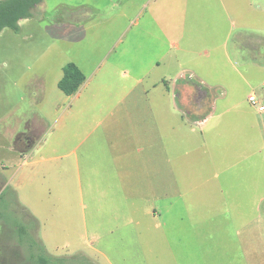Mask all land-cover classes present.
<instances>
[{
    "label": "rangeland",
    "instance_id": "374dc122",
    "mask_svg": "<svg viewBox=\"0 0 264 264\" xmlns=\"http://www.w3.org/2000/svg\"><path fill=\"white\" fill-rule=\"evenodd\" d=\"M252 1L46 0L50 14L62 3L66 7L60 9V17L71 20L73 16L77 24L71 27L72 45L66 47V44L57 42L50 48L46 86L49 102L40 106L47 117L37 132L40 138H36L32 149L42 148L41 155L48 159L47 165H42V173L44 169L47 173L45 178L42 176L40 190L19 185L22 174L36 166L33 164L38 154L29 155L30 164L27 165L25 156L10 152L12 139L0 137V180L7 184L0 193V264H38L31 257L33 253L37 257H50L54 264H136L124 258V241L116 238L110 241L111 236L105 233L101 236L105 237L106 244L95 240L92 230L96 225H123L125 219L118 218L110 197L105 198L103 215L96 213L100 208L94 196L88 193L85 179L95 162L88 163L82 159L86 143L76 145L75 152L71 153L74 148L69 146L73 143L66 137L72 136V131H79L81 136L88 126L96 125L99 120H87L86 114L105 115L116 107L120 99H126L127 103L130 99H137L136 105L129 107H144L150 114L153 99L157 97L153 88L155 81L163 78L170 84H176L178 76L190 81L193 89L185 96L186 99L176 98L175 116L171 113V105H164L165 113L170 114V118L165 120L174 124L169 147L176 179L175 192L169 199V209L156 218L146 216L139 206L141 201L135 200L139 207L136 217H133L135 223L141 222L149 228L148 231L153 230L157 234V241L153 244L157 246L154 248L157 255L152 260L150 258L153 257L148 255L142 263L264 264V199L249 202L248 216H236L232 210L239 208L240 202L208 200L200 195V188L195 184L201 177H210L217 170L225 176L229 160L217 161L214 149L212 153H203L201 130L204 126L198 121L205 114L192 116L187 111L200 107L199 91L194 90V86L205 88V82L202 83L199 76L205 70H213L211 73L208 71L207 77L214 81L216 67H241L238 61L223 56L222 44L227 41L230 49L233 36L241 29H264V14L260 10H252ZM82 5L86 8L75 16L68 13L70 8ZM49 21H46L48 42L68 31L53 29ZM12 30L7 28L5 35L0 37V50L8 48V35L13 34ZM16 44L15 47L24 48L18 39ZM163 53L166 55L163 63L157 65L156 59ZM70 61L80 63L86 78L92 80L81 94L82 99H93L88 105H83L82 100L74 103L68 100L71 97L57 85L58 77H62L61 64ZM129 69L131 74L125 89L122 86L123 72ZM91 73L95 74L90 76ZM137 75H145L144 81L130 89ZM226 79L231 80L229 76ZM210 85V99L214 101L217 90L213 82ZM70 105L75 107V116H70L68 121L73 129L61 128L59 131L65 140L61 146H56V117L63 107ZM156 105L161 110L158 102ZM8 107L1 103L0 115L6 113ZM5 124L8 122L0 121V126ZM102 132L99 127L94 136L98 138ZM107 152V155L112 153L109 147ZM78 158L81 159L80 168L76 165ZM255 159L252 157L243 163L255 164ZM202 164L206 169L203 170ZM98 172L94 170L93 177L105 173ZM79 176L82 183H79ZM14 189L19 191V194L15 193L18 203L12 200ZM23 207L38 222L28 216ZM21 228H24L23 234Z\"/></svg>",
    "mask_w": 264,
    "mask_h": 264
},
{
    "label": "crops",
    "instance_id": "0c3cea01",
    "mask_svg": "<svg viewBox=\"0 0 264 264\" xmlns=\"http://www.w3.org/2000/svg\"><path fill=\"white\" fill-rule=\"evenodd\" d=\"M85 6L70 8L68 13L75 16L79 10L86 8ZM250 6L252 10H260L264 14V0H253ZM65 7L62 3L58 4L50 14L46 0H43L34 9L33 17L21 20L19 29L12 30L13 34L8 35V48L0 50V104L9 106L7 112L0 115V121L8 122L0 126V137L12 139L9 145L10 152L17 156H25L24 163L27 165L30 164L27 159L29 155L38 154L33 164L36 166L32 171L22 174L19 181L20 187L29 185L34 191L41 189L42 176L45 178L47 173L45 169L42 173L44 167L42 165H47L48 160L41 155L42 148L37 151L32 149L36 138H40L37 132L47 117L40 106L47 105L49 102L46 86L50 48L57 42L66 44V47L72 45L74 39L71 35V27L77 24L73 16L71 20L60 17L59 11ZM47 19L50 20L49 23L53 29L68 31L55 37L58 39L48 42ZM5 31L6 29L0 33V37L5 35ZM17 39L23 43L24 48L15 47ZM222 45L223 56L230 58L229 60L238 61L241 67L236 65L226 69L216 67L214 81L207 77L208 71L211 73L213 70H205V73L199 75L202 83L205 82V88L194 86V90L196 88L199 91L200 107L192 112L187 111L192 116L205 114L203 119L198 121L204 126L201 130L203 153L206 154L208 151L212 153L214 149L217 152V161L229 160V163L225 168V176L217 170L210 177H201L200 182H197L195 186H199L200 195L205 199H231L240 202V207L233 209L232 214L248 216L249 202L264 199V110H259L249 100L250 94L256 93L261 104H264V29H241L233 36L230 49L227 47V41ZM165 56L163 53L156 59L157 65L163 63ZM72 62L82 69L80 63ZM65 64H61L60 67L62 76ZM130 71L131 69L123 72L122 86L125 89L128 88L127 80L131 74ZM94 74L91 73L90 76ZM228 76L231 78L229 81L226 79ZM58 78L57 85L62 77ZM144 78L145 75H137L130 89L142 83ZM91 82V78H86L76 93L68 95L71 97L68 100L73 103L82 100L83 105L90 104L93 99L90 97L82 99L81 94ZM212 82L217 90L214 101L210 99ZM175 83L170 84L163 78L155 81L153 88L156 90L157 97L153 99L150 114L144 107H137V109L129 107V105H136L137 99H130L128 103L126 99H120L116 107L105 115L86 114L87 120H99L96 125L88 126L81 136L79 131H72V136L66 137L70 143H73L69 146L74 148L71 153L75 152L76 145L86 143L87 147L84 148L82 159L87 160L88 163L95 162L94 165L92 164V174L89 173L85 179L88 193L94 196L100 208L96 213L103 215L105 211L103 208L106 207L105 198L110 197L112 198L111 206L117 209L118 218L125 219L123 225H96V228L92 230L95 240L105 243V237L101 236V233H105L111 236L110 241L115 238L124 241V258L136 264H143L142 260L148 255L153 257L150 258L151 260L154 259L158 252L154 250L157 246H153L157 241V234L153 230L148 231L149 228L140 224L141 222L135 223L133 219L139 208L135 200L141 201L139 206L144 209L146 216L156 218L169 209V199L175 192L176 179L169 147V137L174 134V124L172 121L170 123L165 120L170 118V114L165 113L164 105H171V113L175 116L176 98L186 99L185 96L193 89L190 81L180 76ZM177 92L178 95L175 94ZM162 94L166 96L163 97ZM156 102L162 106L161 110H158ZM179 102L181 104L182 99ZM70 116H75L73 105L63 107L56 117V146L64 143L65 137L59 130L64 126L69 127ZM99 127L103 129V132L97 138L94 134ZM20 136L28 137L30 145L26 146L25 141L17 146V139ZM107 147L110 153L112 152L109 155H107ZM92 149L95 151H91ZM252 157H256L255 164L243 163ZM80 161L79 158L76 160L78 168H80ZM202 167L203 170L206 169L205 164H202ZM233 168L238 170L230 172L229 170ZM56 169L58 170V164ZM94 170L105 173L93 177ZM79 183H82L80 176ZM0 184L1 193L7 184L1 180ZM14 191L12 200L18 203L15 193L19 194V191L15 189ZM23 209L28 216L37 221L26 207ZM98 251L104 254L103 250L98 249Z\"/></svg>",
    "mask_w": 264,
    "mask_h": 264
},
{
    "label": "trees",
    "instance_id": "16d2710c",
    "mask_svg": "<svg viewBox=\"0 0 264 264\" xmlns=\"http://www.w3.org/2000/svg\"><path fill=\"white\" fill-rule=\"evenodd\" d=\"M43 0H0V33L11 28L13 30L19 29V23L23 19L33 17L34 9ZM64 73L60 79L58 86L67 95L76 93L81 85L86 80V75L83 70L75 63L68 62L65 64ZM26 141V146H29L30 139L28 137L20 136L17 139V146ZM20 232L23 234L24 228H21ZM22 242V238L19 239ZM44 249V246H42ZM33 260H36L38 264H54L50 257L46 256H31Z\"/></svg>",
    "mask_w": 264,
    "mask_h": 264
},
{
    "label": "built area",
    "instance_id": "2783aa9c",
    "mask_svg": "<svg viewBox=\"0 0 264 264\" xmlns=\"http://www.w3.org/2000/svg\"><path fill=\"white\" fill-rule=\"evenodd\" d=\"M249 100L253 105H256L259 110H264V104H261V101L256 93L250 94Z\"/></svg>",
    "mask_w": 264,
    "mask_h": 264
}]
</instances>
